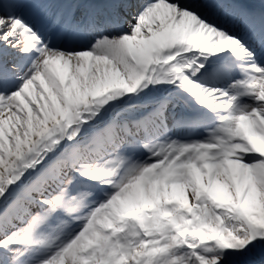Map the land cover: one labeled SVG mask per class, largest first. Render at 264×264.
<instances>
[{
  "label": "snow or ice",
  "instance_id": "obj_1",
  "mask_svg": "<svg viewBox=\"0 0 264 264\" xmlns=\"http://www.w3.org/2000/svg\"><path fill=\"white\" fill-rule=\"evenodd\" d=\"M0 264H264V0H0Z\"/></svg>",
  "mask_w": 264,
  "mask_h": 264
}]
</instances>
